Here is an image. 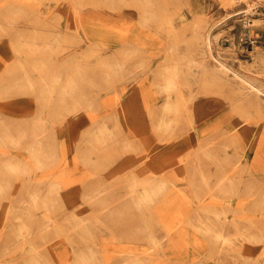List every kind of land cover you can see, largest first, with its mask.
<instances>
[{
    "label": "rangeland",
    "instance_id": "374dc122",
    "mask_svg": "<svg viewBox=\"0 0 264 264\" xmlns=\"http://www.w3.org/2000/svg\"><path fill=\"white\" fill-rule=\"evenodd\" d=\"M4 136L0 160L19 155L25 171L0 164V264L113 263L92 245L139 244L107 228L71 247V226L130 214L147 221L146 243L185 198H214L211 225L223 208L232 218L240 181L214 185L222 152L244 155L254 197L264 180V0H0ZM32 174L50 176L35 201Z\"/></svg>",
    "mask_w": 264,
    "mask_h": 264
},
{
    "label": "bare ground",
    "instance_id": "6f19581e",
    "mask_svg": "<svg viewBox=\"0 0 264 264\" xmlns=\"http://www.w3.org/2000/svg\"><path fill=\"white\" fill-rule=\"evenodd\" d=\"M262 61L263 60H261V62ZM222 68L225 71L224 73H228L229 71L235 72L228 68L223 62ZM235 73L237 76L239 75L237 72ZM251 81L252 84L255 83L253 80ZM256 102L257 99L255 103ZM255 105H259V103ZM1 107L7 113L13 111L9 108V105L5 104L1 105ZM37 137L38 136L33 137L34 139L36 138L35 141H37ZM1 138L7 137L4 136L0 137V139ZM30 143L31 141L29 142V146ZM33 145L30 148H32ZM38 145L40 146L42 144L38 143ZM222 153L223 155L220 159V171L221 175L225 174L226 176L222 175L217 181H215L214 185L217 188L219 184L232 178L237 182L240 181L235 186L234 199L230 202V204H234V211L233 214H231L232 218H229L230 215L227 213L229 209L223 208L219 217H215L213 225H211L209 222L211 221V217L209 215H203L202 208L207 204L212 203L214 198H210L208 201H205V199L202 198H197L195 200L185 198L183 201L185 208L183 216L172 215L166 221V228L164 231L152 229L155 232H146V243H143L141 240L144 236L142 231L143 224L146 222L148 227L147 221L140 220V218L128 214L127 217L119 218L102 217V220L95 224L88 223L89 219L85 221V219H87L85 218L71 226L73 229L71 230V232H73V237H70L72 241L68 244L71 245V247L80 246L84 241L83 238L93 236L95 233L98 234L101 230L107 228H115L116 230L109 232L114 235V238H119L120 240L128 241L131 244L139 245L136 248L128 246L114 248V244H111L112 242H102L104 244L103 246L93 244L92 246L94 247H101L99 253L95 255L96 258H99V260H103L104 262H113L110 264H115V260H121L123 262L128 261V263L133 264L136 262L138 264H264V209L262 207L256 210L259 213V218L256 221L253 220V217H255L253 214L255 211L253 209V204L256 203L257 197L261 198V195H264V180L261 179L262 181L259 183V191H257L255 198L250 190L240 187L241 170L245 167L243 164L244 155L236 154L235 152ZM8 156L10 159L5 155V158H1L0 160V164L2 165L0 166L3 167L6 172L9 171L14 173L25 171V169L21 170L18 166L14 165L23 162V160L19 158V155L15 156L11 154ZM12 157L18 158V161L14 162L11 160ZM6 164H8V168H6ZM232 164H235L236 167L230 169L229 166ZM37 168H40V165L37 166ZM261 172L262 169H256V177H258ZM0 174V183L8 180L9 175L5 172ZM49 177L46 174H32V177L29 178V184H26L27 187L30 188L28 194L30 201L38 199L40 192L37 191L38 189L35 190V188L38 187L39 183H45V179ZM207 192L211 195L216 194L215 190L210 191V189H208ZM90 197H95V194H90ZM87 200L88 199H84L83 202L80 203H89ZM23 201L26 202L27 200ZM65 202H67V205L71 204V201ZM80 207L85 208L86 206H75L70 209H73L72 211L84 210ZM178 218L182 219L181 225H179V228H175V221ZM184 222H187L186 227L182 226ZM255 222L258 224L256 223L254 225ZM188 225H191L192 230L187 228ZM89 226H92V228ZM48 227L49 226H45V228ZM228 227L233 228L229 229ZM79 240H81L82 243H79ZM68 252L66 251L65 254H63V257L69 255ZM121 252H125L124 256H122V254H117ZM50 253L51 251L47 250L48 256ZM93 259L94 256L91 261Z\"/></svg>",
    "mask_w": 264,
    "mask_h": 264
}]
</instances>
